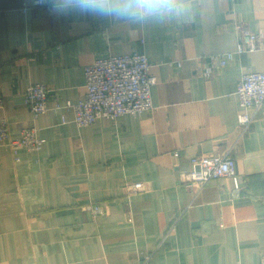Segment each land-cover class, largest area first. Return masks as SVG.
Masks as SVG:
<instances>
[{"label":"crops","instance_id":"crops-1","mask_svg":"<svg viewBox=\"0 0 264 264\" xmlns=\"http://www.w3.org/2000/svg\"><path fill=\"white\" fill-rule=\"evenodd\" d=\"M23 4L0 0V117L12 137L37 127L46 141L18 146L19 161L0 146V264H264V107L244 130L236 94L244 73L264 71V37L204 72L211 55L237 51L240 28L264 34V0H178L144 22L55 20ZM135 52L157 79L151 112L89 126L66 110L32 116L31 83L48 86L50 107L77 102L87 65ZM226 153L238 181L187 186L194 156ZM138 181L146 191L128 193Z\"/></svg>","mask_w":264,"mask_h":264},{"label":"built area","instance_id":"built-area-1","mask_svg":"<svg viewBox=\"0 0 264 264\" xmlns=\"http://www.w3.org/2000/svg\"><path fill=\"white\" fill-rule=\"evenodd\" d=\"M36 8L32 0H24L21 11L26 12ZM241 41L236 52L211 55L204 72L212 74L219 67L225 66L235 57L236 53L254 51L258 41L264 37L263 33H254L241 29ZM174 63V61H170ZM181 62H178L180 65ZM151 62L144 53H129L125 55H107L97 58L85 68L87 92L83 99L64 103L57 101L49 106V88L44 83H31L25 92L26 102L32 116L38 118L50 109L56 113L66 110L73 114V121L79 126L94 124L99 118L117 119L125 114L141 116L144 112H151L155 105L152 99V87L157 82L151 74ZM236 94L239 97L243 111L239 114V124L247 130L254 121L256 114L264 107V71H250L242 75L238 82ZM62 113V112H61ZM68 117L62 114V123H67ZM37 127L23 129L20 137L11 136L9 120L0 117V146H8L15 158L19 161L18 146H25L30 151H40L45 139L40 136ZM179 152L174 155L178 156ZM228 177L236 181L239 174L235 160L229 154L223 155H196L191 159V169L186 172L188 187L205 186L210 180ZM128 193H142L146 185L142 181L131 183L127 187ZM242 186H235L233 194L241 195ZM95 215L109 212L107 205L95 204L90 206Z\"/></svg>","mask_w":264,"mask_h":264},{"label":"clouds","instance_id":"clouds-1","mask_svg":"<svg viewBox=\"0 0 264 264\" xmlns=\"http://www.w3.org/2000/svg\"><path fill=\"white\" fill-rule=\"evenodd\" d=\"M32 2L55 20L79 16L144 22L165 18L178 10V0H32Z\"/></svg>","mask_w":264,"mask_h":264}]
</instances>
